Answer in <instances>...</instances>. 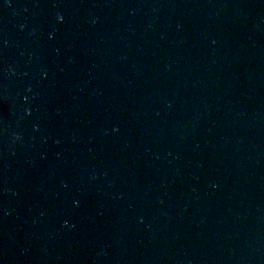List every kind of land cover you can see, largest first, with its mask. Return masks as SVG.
Listing matches in <instances>:
<instances>
[{
    "label": "water",
    "instance_id": "water-1",
    "mask_svg": "<svg viewBox=\"0 0 264 264\" xmlns=\"http://www.w3.org/2000/svg\"><path fill=\"white\" fill-rule=\"evenodd\" d=\"M0 264H264V0H0Z\"/></svg>",
    "mask_w": 264,
    "mask_h": 264
}]
</instances>
